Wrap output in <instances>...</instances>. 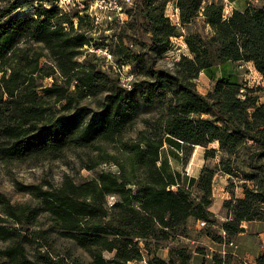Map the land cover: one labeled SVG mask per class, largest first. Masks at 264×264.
<instances>
[{
  "label": "trees",
  "instance_id": "trees-1",
  "mask_svg": "<svg viewBox=\"0 0 264 264\" xmlns=\"http://www.w3.org/2000/svg\"><path fill=\"white\" fill-rule=\"evenodd\" d=\"M31 1L32 12L20 13ZM58 1L0 0V160L39 162L86 150L93 156L83 168L116 170L100 169L82 183L65 176L56 186L18 187L32 203L11 205L0 194V264H81L69 262V249L56 252L50 234L82 250L89 264H187L192 251L185 246L170 248L168 258L154 251L190 218L216 222L209 207L217 172L243 181V197L223 204L225 239L243 231V222H264V101L243 98L226 72L230 62H251L264 77V0L227 17L216 0H134L123 25L131 34L119 32L109 50L136 71L139 79L127 85L87 52L92 19ZM169 2L176 23L166 16ZM174 37L190 56L156 67ZM201 72L213 82L207 94L196 90ZM142 117L143 128L126 139ZM213 142L218 148L205 157L220 153L216 168L204 165L197 179L170 182L158 165L165 144Z\"/></svg>",
  "mask_w": 264,
  "mask_h": 264
},
{
  "label": "rangeland",
  "instance_id": "rangeland-1",
  "mask_svg": "<svg viewBox=\"0 0 264 264\" xmlns=\"http://www.w3.org/2000/svg\"><path fill=\"white\" fill-rule=\"evenodd\" d=\"M110 0H61L59 7L63 10H69L70 13L81 11V14H87L91 19L92 17L99 16L98 23H95L96 30L90 35L92 37V46L85 47L87 52L95 54L97 63L105 70L117 74L123 84H129L137 79L136 71L130 65H120L115 60L113 54L109 52L111 46L116 39V35L119 32H125L127 35L131 34V31L127 28L124 30L123 25L130 18L127 17L125 11L128 6L124 7L122 12L114 9H108V2ZM214 1V0H213ZM220 1L224 5V17L237 7L240 3V7L243 8L244 2L249 1L255 3L258 0H216ZM134 2V0H133ZM35 2L31 1L29 5H25L21 8L20 13H31L32 9L30 5H34ZM106 5L107 8L101 9L98 5ZM131 7V6H129ZM174 5L169 2L166 8V15L172 19L174 23L178 21L175 14ZM178 12V11H177ZM125 21V22H124ZM75 22V21H74ZM198 27V25H197ZM204 31H207L205 29ZM125 34V35H126ZM125 44L130 41L128 38L124 40ZM98 45L95 47V45ZM108 49V50H107ZM182 56H190L189 50L183 42V38H172V44L170 50L164 53L156 61V67L161 69H170L174 61L179 60ZM43 61V59L41 60ZM226 72L235 77L240 85L242 97L247 95L257 98L258 102L264 101V77L261 78L260 74L254 69L253 64L250 62H230L226 66ZM217 75L219 70L217 68ZM196 90L198 93L207 94L213 86V82L205 76L203 72L197 77ZM139 79V78H138ZM45 84H50V79H46ZM242 98V99H243ZM146 117V115H143ZM138 119L132 126L125 132V138L134 137L136 133L143 128L141 119ZM217 149L216 142L210 143L207 147L203 146H188L180 144V147H170L165 144L161 150L162 163H158L162 168L165 176L170 182L174 181L182 183L181 181L189 179H197L200 175L204 165L210 168H216L218 163V153L214 158L205 157L206 149ZM93 156L92 153H88L86 150H70L66 152L62 158L55 160L42 159L39 162L25 161H11L3 162L0 160V194H2L12 204H27L32 203L31 196L28 193L22 192L18 187L26 185H37L47 187L48 184L56 186L59 184L65 176H71L76 183H82L86 179L95 178L100 172V169L111 170L115 172V168L111 164H100L95 169L88 170L83 168L85 162H89V158ZM82 159V160H81ZM84 161V162H82ZM213 202L212 211H214L215 223L206 224L205 227L199 226L198 223L190 218L177 233L171 236L167 241H161L160 248L155 250L154 253L160 258H168V251L170 248H176L177 246H185L188 250L192 251L191 256H194V260H199L202 264H227L229 256L227 255V248L219 243L211 240V236H221L219 233L221 228L218 222L225 219V213L227 212L223 207V204L228 199L239 198L242 195L243 181L238 180L236 177H230L228 175L217 172L212 180ZM251 185V182L247 183ZM196 185L192 190H195ZM177 185L171 188L175 192ZM108 203L111 204L115 201L113 197H108ZM0 216H3L0 206ZM222 217V219H221ZM45 222L42 218L41 222ZM49 243L53 245L56 252L64 253L66 249H69L71 257L70 261L74 263L89 264V257L80 249H77L69 242L60 239L56 235L50 234ZM193 241V242H192ZM153 249V248H152ZM196 253V254H193ZM112 254L104 253L106 259H110ZM190 263V262H189ZM187 263V264H189ZM132 264H144V262Z\"/></svg>",
  "mask_w": 264,
  "mask_h": 264
},
{
  "label": "crops",
  "instance_id": "crops-1",
  "mask_svg": "<svg viewBox=\"0 0 264 264\" xmlns=\"http://www.w3.org/2000/svg\"><path fill=\"white\" fill-rule=\"evenodd\" d=\"M244 3L245 4L243 8L240 7V3H238L237 7L234 9L243 10L249 4V1H245ZM212 204L209 207V210L215 213L211 209ZM224 217H226V213ZM187 221H190V219H188ZM195 222L197 223L198 221ZM241 228H243V231L239 232L237 235H235V237L231 238L230 240L225 239V234H223L224 231L221 228L219 234L223 237L224 242L218 245L226 246L227 248L226 254L231 255L229 256V260L227 264H256L258 257L264 256V222L262 221L243 222L241 224ZM193 254L196 253L193 252ZM194 258H195L194 256L191 257L189 264H202L201 261L194 260Z\"/></svg>",
  "mask_w": 264,
  "mask_h": 264
},
{
  "label": "built area",
  "instance_id": "built-area-1",
  "mask_svg": "<svg viewBox=\"0 0 264 264\" xmlns=\"http://www.w3.org/2000/svg\"><path fill=\"white\" fill-rule=\"evenodd\" d=\"M104 0H100V2H103ZM61 2V0H59L58 2H57V5L59 6V4L58 3H60ZM133 4V0H110L109 2H108V6H110V8H108V9H114V10H118L119 12H122V10H123V8L126 6H131ZM98 7H100L101 9H105V8H107V6L106 5H101V4H99L98 5ZM175 10V14H176V17H177V9H174ZM167 16V15H166ZM168 17V16H167ZM169 18V17H168ZM170 19V18H169ZM177 19H178V17H177ZM172 20V19H171ZM92 21L94 22V23H98V21H99V16H95V17H92ZM177 22V21H176ZM261 76V75H260ZM261 78H263V76H261ZM241 91V90H240ZM263 210H264V207H263ZM198 224H199V226H201V227H205V225H206V222H203V221H198L197 222ZM223 234H224V232H223Z\"/></svg>",
  "mask_w": 264,
  "mask_h": 264
}]
</instances>
